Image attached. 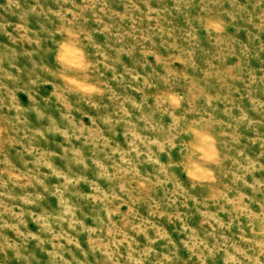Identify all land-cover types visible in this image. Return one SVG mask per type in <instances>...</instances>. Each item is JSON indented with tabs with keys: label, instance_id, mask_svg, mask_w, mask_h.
I'll list each match as a JSON object with an SVG mask.
<instances>
[{
	"label": "clouds",
	"instance_id": "9594fccd",
	"mask_svg": "<svg viewBox=\"0 0 264 264\" xmlns=\"http://www.w3.org/2000/svg\"><path fill=\"white\" fill-rule=\"evenodd\" d=\"M0 264H264V0H3Z\"/></svg>",
	"mask_w": 264,
	"mask_h": 264
},
{
	"label": "rangeland",
	"instance_id": "374dc122",
	"mask_svg": "<svg viewBox=\"0 0 264 264\" xmlns=\"http://www.w3.org/2000/svg\"><path fill=\"white\" fill-rule=\"evenodd\" d=\"M78 2H79V0H78ZM0 3H3V0H0ZM208 27L210 29H214L217 32L221 31V28H220V26L218 24L209 23ZM9 31H11V29H9ZM65 55H66V49L62 48L60 54L57 56V59L62 61L65 58ZM148 55H149V58L151 59L153 54L148 53ZM177 61H179V58H177ZM72 82L75 83V81H72ZM208 140H209V151L207 153H205V156H206V158L211 159L212 158V154H214V152H215V149L212 148L211 138H208ZM199 178L200 179H211L212 176H211V173L201 170V174H200ZM16 191H19V189H17ZM124 211H127V209H124ZM197 219H199V218H197ZM87 223L91 224L92 221L89 220V221H87ZM205 226H207V225H205ZM30 227L34 228L35 226L34 225H30Z\"/></svg>",
	"mask_w": 264,
	"mask_h": 264
}]
</instances>
